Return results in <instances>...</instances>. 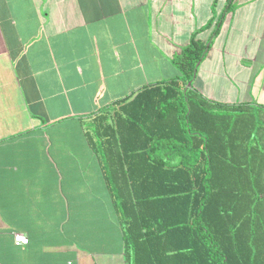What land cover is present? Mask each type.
<instances>
[{"label":"crops","instance_id":"obj_1","mask_svg":"<svg viewBox=\"0 0 264 264\" xmlns=\"http://www.w3.org/2000/svg\"><path fill=\"white\" fill-rule=\"evenodd\" d=\"M196 32L189 86L264 109V0H0V264H126L81 119L181 76L172 57Z\"/></svg>","mask_w":264,"mask_h":264},{"label":"trees","instance_id":"obj_2","mask_svg":"<svg viewBox=\"0 0 264 264\" xmlns=\"http://www.w3.org/2000/svg\"><path fill=\"white\" fill-rule=\"evenodd\" d=\"M207 47L194 33L181 76L81 119L126 264H264V109L189 86Z\"/></svg>","mask_w":264,"mask_h":264},{"label":"rangeland","instance_id":"obj_3","mask_svg":"<svg viewBox=\"0 0 264 264\" xmlns=\"http://www.w3.org/2000/svg\"><path fill=\"white\" fill-rule=\"evenodd\" d=\"M79 127H80V125L77 122H75V121H70L69 123H67L66 125H64V128H66V129H74V130H77V129H79ZM51 128H54L53 130H55L57 127H51ZM69 140H70L71 144H73V145H75L77 143L76 137H70ZM78 142L80 143V141H78ZM92 161L93 160H91V159L88 158V161L85 162L86 164H89L90 165V169H88L87 171H85V178H86V180H87V178L89 180V176L92 175V170H91V163L93 164ZM93 203L94 202H92V201H86V206H85V213L86 214L89 215L90 212H91V210L94 208L93 207ZM69 214L72 215L71 216V219H70V226H71V224L75 220L74 219V216H73V214H74V207H73V203L72 202H70ZM67 228H69V226Z\"/></svg>","mask_w":264,"mask_h":264},{"label":"built area","instance_id":"obj_4","mask_svg":"<svg viewBox=\"0 0 264 264\" xmlns=\"http://www.w3.org/2000/svg\"><path fill=\"white\" fill-rule=\"evenodd\" d=\"M15 240L18 244H27L29 242L28 236L23 233H16L15 234Z\"/></svg>","mask_w":264,"mask_h":264}]
</instances>
